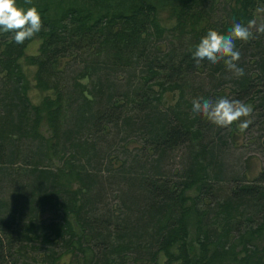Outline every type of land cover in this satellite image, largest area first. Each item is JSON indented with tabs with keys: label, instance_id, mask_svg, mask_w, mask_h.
Returning a JSON list of instances; mask_svg holds the SVG:
<instances>
[{
	"label": "trees",
	"instance_id": "1",
	"mask_svg": "<svg viewBox=\"0 0 264 264\" xmlns=\"http://www.w3.org/2000/svg\"><path fill=\"white\" fill-rule=\"evenodd\" d=\"M206 1L32 0L27 4L17 0L24 8H38L42 28L22 44L15 43L14 33L0 30V70L8 82L3 97L10 98L8 104L0 99L5 104L0 105L14 110L8 115L7 131L34 141L32 152L38 158L64 152L68 160L59 156L63 160L53 167L33 168L30 196L59 212L57 221L45 227L31 217L15 221L14 210L4 216L0 206V264L13 261L10 249L14 243L35 242L39 235L44 242L50 237L62 240L66 251L84 250L81 243L95 226L107 230L103 255L108 250L115 256L83 257L81 264H125V252L143 244L152 248L153 264H264V169L252 183L236 186L209 209L199 203L202 191L208 190L209 166L201 162L204 155L193 153L178 182L167 180L159 166L165 153L194 140L209 121L192 112V101L198 97L193 89L186 91L191 86L188 77L207 67L211 75L219 77L227 71L222 60L214 65L207 60L195 63L192 54L200 39L209 29L226 34L234 21L246 26L257 0H224L222 18L219 16L212 25L207 8L202 10ZM161 11L173 23L168 28L160 25ZM164 32L169 33V40L172 32L178 34L177 46L171 51L162 52L156 46L155 40ZM253 34L247 42L235 43L240 52L252 46L251 62L256 72L244 70L243 76H236L231 91L234 100L249 101L256 96L258 108L264 107V35ZM33 43H37L35 52H28ZM82 52L92 62H87L71 83L60 84L55 76L60 72L57 60ZM21 62L34 67V87L46 92L36 104L27 97ZM119 62L139 69L133 76L135 82L128 78L123 92L104 85L106 73L100 75L111 65L117 69ZM93 75L96 80L90 87L77 80ZM173 90L178 91L179 98L164 105L162 94ZM213 91L204 94L213 100L224 97L221 89ZM109 125H124L129 134L139 132L142 151L153 158L150 175L143 173L127 181L133 198L137 191L144 200L141 209L129 208L135 206V200L130 205L123 202L124 210L112 222L111 214L95 219L89 214L85 191L90 181L85 164L92 157L83 153L79 158L77 151L84 143L78 135L82 129L87 135L98 136ZM5 133L0 123V160ZM59 141L63 149L55 151ZM3 163L0 161V169ZM41 227L45 231L37 235ZM139 237H143L142 243ZM46 257L47 264H54L61 256Z\"/></svg>",
	"mask_w": 264,
	"mask_h": 264
},
{
	"label": "rangeland",
	"instance_id": "2",
	"mask_svg": "<svg viewBox=\"0 0 264 264\" xmlns=\"http://www.w3.org/2000/svg\"><path fill=\"white\" fill-rule=\"evenodd\" d=\"M222 7H224V0H207L203 4L202 10L207 8L211 25L219 16L220 19L222 18V15H220ZM159 16L160 25L165 26V28L173 24L171 19L166 16L165 11H161ZM251 20L256 22L255 26L251 28L252 32H256L258 26L264 25V3L262 1H256ZM246 26H248V23ZM167 35L169 36V33L164 32L161 37L155 40L156 46L162 52L171 51L177 46L176 35L178 34L172 32V40H169ZM36 45L37 43L31 44L28 52H35ZM251 54L252 46H250L248 51L240 52V59L237 64L244 70L255 73V66L251 62ZM89 58L86 52L69 53L60 57L57 60V67L60 72L55 75L59 83H71L72 77L75 74L77 76L79 72L81 73L87 62H92ZM20 65L28 84L27 97L30 103L36 104L46 92L34 87V67L23 62ZM138 70L131 66H124L119 62L117 69L111 65L106 67V70L100 71V75H103V72L106 73L102 81L104 85H110L117 92H123L128 78L133 81V76H137ZM225 70L227 71L221 77L218 74L211 75L208 67L197 71L188 77L191 86L186 91L189 92L190 89H193L198 98H211V96L207 97L204 93L221 89L224 97L233 99L231 88L236 76L226 67ZM3 73L0 70V99L5 100L8 104L10 98L8 96L3 97L8 86ZM77 80L84 86L90 87L91 83L95 82L96 75L81 77ZM192 95L194 96V94ZM161 98L164 105L174 103L179 98V93L174 90L171 92L166 91ZM255 98L251 97L249 101L240 100L252 107L253 111L249 117H241L240 121L234 122L229 127H218L208 121L207 127L199 135L195 136L194 140L165 153L160 161L159 166H161L160 169L164 177L167 180L178 182V180L182 179V169L188 164L189 160L191 161L193 153H201L202 157L204 155L203 158L201 156L199 158H201L202 163L207 162L209 166V169L207 168L208 179L207 183H205L206 186L208 185V190L206 189V192L205 190L202 191L199 201L201 208H213L216 206L217 201L225 199L236 186L252 183L256 175L264 169V107L256 108L257 100ZM1 105L0 123L4 128V132H6L4 156L0 160L5 162L0 169L1 209L4 211V216L9 215L14 210L15 221H26L31 217L36 224H41L45 227L48 222L57 221L60 213L48 209L46 205L39 204L38 199L30 196L34 177L33 168L53 167L60 163V160H68L67 155L64 152L56 153L54 156H48V158H38V156L34 155L32 152L34 141L25 137L20 138L7 131L10 126L7 125L6 121L8 115H12L14 110L11 108V111H8L9 108H3ZM6 109L8 112L5 111ZM5 113L7 115L3 116ZM244 119H250L252 122L244 132H241L237 125ZM127 130L124 125H109L105 128L103 134L98 136L95 134L87 135L88 131L85 128L80 131V134L78 133L80 142H84L77 148V151H81H78L79 158L82 157L83 153H89L92 157V160L85 164L89 170L87 180L90 181L89 189L85 191L87 195L85 197L88 204L87 209L92 219L97 217L105 218L109 216L108 214H111L110 221L112 222L115 218H119V213L124 210L123 202L130 205V202L135 200V206L129 207L133 210L135 208L141 209L143 205L144 200L140 198L137 191L134 192L133 198L127 181L131 177L137 178L138 175L143 173L150 175L153 171L151 164L153 158L142 151L139 132L133 131L129 134ZM42 132L46 135L45 131ZM203 146L206 149H203ZM62 149V144L59 141L55 151H61ZM59 156L63 159H59ZM209 216L212 217L211 214ZM42 231H45L43 227L36 231L37 235ZM106 234L107 230L95 226V229L88 233V237L82 241L81 245L84 250L81 251L76 248L73 251H66L62 240L50 237L48 242H44L42 236L39 235L35 242H21L20 245L14 243V246L10 249L14 259L12 262L9 259V262L6 263L47 264L46 256L49 254H59L61 256L54 264H81L83 257L99 259L100 257L115 256V254H109L108 250L103 255V243ZM109 238L111 240V235ZM141 239L143 237H139L138 242ZM139 243H142V241ZM152 246L154 249V243ZM150 249L152 248L144 244L134 247V249L125 252L123 256L126 259L124 258L123 262L125 264H153L150 259Z\"/></svg>",
	"mask_w": 264,
	"mask_h": 264
},
{
	"label": "clouds",
	"instance_id": "3",
	"mask_svg": "<svg viewBox=\"0 0 264 264\" xmlns=\"http://www.w3.org/2000/svg\"><path fill=\"white\" fill-rule=\"evenodd\" d=\"M25 3L32 4V0H25ZM255 24V20H250L248 26L234 21L226 34L209 29L207 34L200 39L192 54L195 63L199 65L201 61L207 60L214 65L222 60L226 68L235 76H243L244 69L237 64L240 59V51L237 49L235 41L247 42L254 38L251 28ZM41 28V15L35 5L24 8L17 4V0H0V30L14 33L15 43H24L25 40L38 33ZM256 33L264 34V25L258 26ZM252 111L250 105L226 97H218L215 100L199 97L192 101L193 114L202 115L218 127H229L234 122L240 121L241 117H249ZM251 122L250 119L242 120L237 125L239 131L244 132Z\"/></svg>",
	"mask_w": 264,
	"mask_h": 264
}]
</instances>
